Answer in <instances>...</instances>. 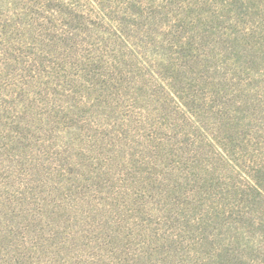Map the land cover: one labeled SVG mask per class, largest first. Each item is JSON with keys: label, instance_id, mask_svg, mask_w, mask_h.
Listing matches in <instances>:
<instances>
[{"label": "rangeland", "instance_id": "374dc122", "mask_svg": "<svg viewBox=\"0 0 264 264\" xmlns=\"http://www.w3.org/2000/svg\"><path fill=\"white\" fill-rule=\"evenodd\" d=\"M218 146L264 151V0H0V264H264Z\"/></svg>", "mask_w": 264, "mask_h": 264}, {"label": "trees", "instance_id": "16d2710c", "mask_svg": "<svg viewBox=\"0 0 264 264\" xmlns=\"http://www.w3.org/2000/svg\"><path fill=\"white\" fill-rule=\"evenodd\" d=\"M218 147L220 158L229 163V171L235 179L233 184H238L235 191L239 194V200L244 208H241V204L236 212H246V222L251 226L256 224L263 226L260 228V232L264 233V220H261V217L264 216H261V214L256 216V212H264V151L259 150L261 152L255 154L253 151L249 153L245 150L246 153L250 154V159L245 160L242 152L235 150L233 147ZM252 241L253 243L260 242L255 241V238Z\"/></svg>", "mask_w": 264, "mask_h": 264}]
</instances>
